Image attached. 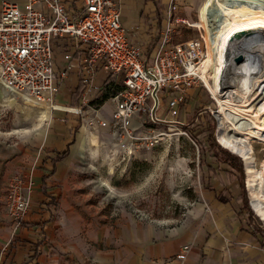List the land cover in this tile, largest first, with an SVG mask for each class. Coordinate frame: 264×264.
<instances>
[{
    "label": "built area",
    "instance_id": "1",
    "mask_svg": "<svg viewBox=\"0 0 264 264\" xmlns=\"http://www.w3.org/2000/svg\"><path fill=\"white\" fill-rule=\"evenodd\" d=\"M122 1L74 0V8L68 7V0L3 1L0 88L51 116L54 112L72 114L90 128L118 134L130 154L140 147L157 146L167 136L160 129L164 123L182 128L184 122L176 117L199 83L195 71L206 55L209 38L204 28L175 19L176 24L196 29L198 37L172 44L176 8L171 5L169 24L151 62L145 63L140 49L129 44L120 22ZM73 72L79 95L76 105L69 107L58 101V95ZM100 72L103 77L97 82ZM109 82L119 90L94 105ZM163 108L170 118L162 117ZM28 188L14 179L3 195L6 214L16 226L29 210ZM188 251L189 246H184L176 260L183 262Z\"/></svg>",
    "mask_w": 264,
    "mask_h": 264
},
{
    "label": "rangeland",
    "instance_id": "2",
    "mask_svg": "<svg viewBox=\"0 0 264 264\" xmlns=\"http://www.w3.org/2000/svg\"><path fill=\"white\" fill-rule=\"evenodd\" d=\"M232 9L233 15L229 13L225 20L222 18L223 21L217 22L227 24V27L214 30L218 36L234 28L235 31L227 34V40L235 35L232 33L242 32L248 27H254L255 30L249 31L252 34L264 30V0H213L211 6H201L197 11L200 21H203ZM188 21L196 24L197 12H192ZM197 37L196 29L182 28L180 34H172V44ZM59 95H66L62 87ZM3 100L8 102L0 105V218L2 214L10 223L13 222L6 214L3 195L12 180L20 179L29 186L25 195L30 202L33 176L38 165L43 162L44 151L49 149L43 141L50 136L58 145H63L74 137L71 146L73 151L77 142L86 143L79 175L84 182L77 204L78 212L86 223L114 226L141 222L162 229H176L181 226L193 230L204 228L208 225L207 211L214 216L217 212V207L213 204V194H205L204 188L224 185L237 190L234 186L235 179H242L243 200L250 210L247 219L254 228L264 230V225L254 214L250 204L246 165L239 155L219 144L217 130L220 121L214 113L217 104L200 83L195 85L186 101L179 107L176 119L184 122L182 128L177 129L171 123H164L160 129L167 136L157 146L140 147L130 154L123 147V141L118 134L114 136L81 123H59L51 115L46 116L44 121V111L28 106L11 94L8 93ZM13 101L17 105L9 106L8 103ZM164 109L162 117L170 118ZM210 120H214L212 136L218 145L215 151L217 158L228 159L232 167H236L232 168V175L231 172L228 174L229 182L220 170L224 167L222 165H218L217 178L210 180L206 171L200 168L201 150L194 137L199 131L209 127ZM70 124L72 129H68L69 138L66 134L63 137L62 134H50L56 126ZM73 127H76L77 132L73 131ZM84 129L89 132V140L80 139L77 135ZM251 146L255 165L259 169L264 159V144L253 140ZM221 149L226 150L230 156L224 158L223 153H219ZM205 201L207 207L203 205Z\"/></svg>",
    "mask_w": 264,
    "mask_h": 264
},
{
    "label": "crops",
    "instance_id": "3",
    "mask_svg": "<svg viewBox=\"0 0 264 264\" xmlns=\"http://www.w3.org/2000/svg\"><path fill=\"white\" fill-rule=\"evenodd\" d=\"M3 1L24 2L0 0V5ZM73 1L68 0V7L74 5ZM212 1L123 0L120 22L129 44L139 48L144 62L149 64L169 24L171 5L176 8L172 19V34H180L182 28L189 29L176 24L175 19L189 23L191 13L197 12L196 24L203 26L211 22L213 36L227 40V34H231L235 28L220 36L214 30L227 27V24L217 22L223 21L222 18L225 20L229 13H233V9L200 21L198 8L211 6ZM252 30H255L254 27L244 31ZM61 57L57 49L56 60L60 62ZM102 77L100 72L97 82ZM61 87L66 95H58V101L65 106H75L79 95L76 73H71ZM7 94L0 88V105L8 102L3 100ZM8 105L13 107L17 104L13 101ZM48 115L47 111L42 113L44 121ZM60 118H64V121ZM52 119L59 123L83 124L75 115L60 112H54ZM73 128L77 132L76 127ZM68 129H72V124L56 126L50 134H62V137L66 134L69 138ZM77 135L80 139L89 140L86 129ZM91 135L95 137L93 133ZM43 142L49 149L44 151L43 162L38 165L33 176L29 210L23 222L16 226L1 214L0 264H264V250L251 236L252 227L248 225L244 211H240L239 206L232 201L218 202L214 191L205 192L213 194L217 212L214 216L207 211L209 226L204 228L193 230L181 226L162 229L141 222L114 226L86 223L77 209L78 195H82L84 182L79 175L82 171L85 141L77 142L74 151L71 150L74 137L66 145L63 144L64 148L50 136ZM65 151L67 153L58 158ZM206 204L205 201L203 205ZM184 246H189V251L186 259L180 262L175 256Z\"/></svg>",
    "mask_w": 264,
    "mask_h": 264
},
{
    "label": "bare ground",
    "instance_id": "4",
    "mask_svg": "<svg viewBox=\"0 0 264 264\" xmlns=\"http://www.w3.org/2000/svg\"><path fill=\"white\" fill-rule=\"evenodd\" d=\"M195 26L204 28L209 38L195 75L217 104L219 144L246 165L250 204L264 225V159L258 169L251 146L253 140L264 144V30L228 52L232 39L213 36L211 22ZM238 54L243 57L240 63L234 61Z\"/></svg>",
    "mask_w": 264,
    "mask_h": 264
},
{
    "label": "trees",
    "instance_id": "5",
    "mask_svg": "<svg viewBox=\"0 0 264 264\" xmlns=\"http://www.w3.org/2000/svg\"><path fill=\"white\" fill-rule=\"evenodd\" d=\"M75 4L72 5L74 8ZM119 90V86L115 85L112 82L107 83V85L104 87V92L102 94L101 100L97 102H93V104L101 105L104 100L107 98L113 96L117 93ZM214 126V120H210L209 127L207 129H203L199 131L194 137L195 142L199 145L201 153L199 155V158L201 160L200 168L202 171H206L207 176L210 179H216L217 173L219 170L218 165H222L220 170L222 171L224 177L228 181L229 176L232 175V170L236 167H232V163L228 159H218L217 153L215 152L218 148V145L216 144L213 136H212V129ZM221 151V152H220ZM219 153H223L224 158H228L230 154L226 151L221 149ZM67 153L65 151L62 154L58 155V158L64 156ZM233 168V169H232ZM231 172V174H230ZM230 174V175H228ZM229 182V181H228ZM234 186L237 187V190H233L232 187H226L224 185H220L218 188L215 186L213 188H204V192L214 191L215 199L220 203H227L232 201V203L237 204L240 211H244L246 215V221L248 222V225H250L252 228H250V234L251 236L257 241V244L259 247L264 250V230H261L260 228H254L252 226L251 222L247 219V214H250V210L248 209V206L244 203L242 190H243V180L242 179H235Z\"/></svg>",
    "mask_w": 264,
    "mask_h": 264
},
{
    "label": "water",
    "instance_id": "6",
    "mask_svg": "<svg viewBox=\"0 0 264 264\" xmlns=\"http://www.w3.org/2000/svg\"><path fill=\"white\" fill-rule=\"evenodd\" d=\"M252 36H253L252 33L246 32V31L236 33L235 36L230 41L231 46H228L229 47L228 52H229L230 47L240 46L241 44H244L247 41H249L252 38ZM242 59L243 57L241 56V54L234 55V61L236 63H240Z\"/></svg>",
    "mask_w": 264,
    "mask_h": 264
}]
</instances>
